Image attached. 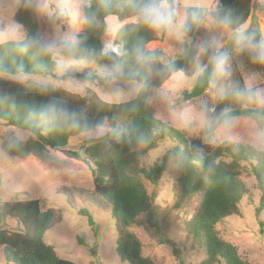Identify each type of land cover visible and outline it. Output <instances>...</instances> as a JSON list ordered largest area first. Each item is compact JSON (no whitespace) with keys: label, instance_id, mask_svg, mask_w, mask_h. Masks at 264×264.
<instances>
[{"label":"trees","instance_id":"16d2710c","mask_svg":"<svg viewBox=\"0 0 264 264\" xmlns=\"http://www.w3.org/2000/svg\"><path fill=\"white\" fill-rule=\"evenodd\" d=\"M250 1L217 0L207 12L208 18L234 31L248 19ZM145 2L66 0L62 12L73 24V33L47 48L40 37L34 6L19 0L14 21L22 36L20 40L0 43V74L53 76L57 71L55 56H61L82 69L91 65L116 66L120 77L139 82V89L129 100L108 102L91 89L83 94H56L46 86L36 85L26 91L21 82L0 76V120L28 133L19 139L6 131L0 147L10 157H29L49 171L65 167L64 160L53 153L90 162L93 190L111 206L119 260L126 264H155L141 253V242L131 227L138 215L150 212L153 193L148 192L145 181L154 188L158 186L167 157L164 155L161 162L149 168L139 167L136 160L160 143L171 141L174 145L170 154L178 165L180 197L194 198L195 206L184 222V231L204 253L198 264H252L241 257L234 244L220 236L218 225L239 214V203L249 192L240 178L242 165L248 164L260 191L254 215L263 226L259 217L264 208V150L229 140L211 145L200 137L188 138L181 130L154 117L148 104L151 89H162L174 73L192 76L200 70L191 90L182 92L184 100L197 98L209 88L214 47L208 46L206 38L200 42L196 39L208 19L204 18L203 9L187 6L180 31L190 41L184 42L175 57L162 62V49L149 46L168 39L166 30L160 33L140 17H129ZM110 29L115 35L112 41H106ZM231 76L233 89L211 111H206L207 115L221 123L232 117L255 118L264 114V105L255 104V89L245 86L236 68ZM77 137L83 139L77 149L71 150V140ZM57 193L65 197L68 206L75 207V197L68 188L60 187ZM78 213L93 225L87 209L80 208ZM8 217L16 219L17 229L7 228ZM61 220L60 209L42 210L36 198L0 202L4 263L77 264L57 256L53 246L44 240L46 231ZM179 264H183L181 260Z\"/></svg>","mask_w":264,"mask_h":264},{"label":"rangeland","instance_id":"374dc122","mask_svg":"<svg viewBox=\"0 0 264 264\" xmlns=\"http://www.w3.org/2000/svg\"><path fill=\"white\" fill-rule=\"evenodd\" d=\"M27 1L34 6L40 37L47 48L67 40L73 33V24L65 19L62 12L66 0ZM251 1L248 19L241 27L231 31L208 18L212 0H167L176 13L175 23L171 28L156 29L160 33L166 30L168 39L149 48L157 46L162 49V62H167L181 52L184 42L190 41L180 31L182 9L198 6L203 9L204 18L208 19L202 23V34L196 39L200 42L201 38H206L208 46L211 49L214 47L210 59L218 55L227 56V74L220 75L214 70L209 88L197 98L184 100L182 92L191 90L200 70L192 76L174 73L162 89H151L148 104L154 117L181 130L188 138L200 137L211 145L229 140L249 143L264 150V114L255 118L232 117L217 123L206 113L233 89L231 75L234 68L239 71L245 86L255 89L256 106L264 105V61L255 58L258 48L235 43L237 33H242L250 38L252 45H264V16L254 10ZM18 7L19 0H0V43L21 39L20 27L14 21ZM114 35V30L110 29L105 40L112 41ZM55 60L57 71L53 76L30 73L0 76L21 82L26 91H32L36 85L46 86L56 94L62 91L83 94L86 89H91L108 102L129 100L139 89V82L122 79L116 66L91 65L82 69L61 56H55ZM6 131L19 139L28 135L0 120V145ZM82 139L77 137L71 140V150L77 149ZM173 145L171 141L162 142L136 160L139 167L149 168L161 162L164 155L167 157L158 186L154 188L149 181H145L148 192L153 193L152 207L149 213L137 216L131 231L141 242V253L155 264H179L180 260L183 264H198L204 258V253L184 231V222L195 206L194 198L180 197L178 165L170 154ZM53 155L64 160L63 170L43 169L29 157H10L0 147V202L36 198L42 210L49 207L60 209L62 220L44 235L45 242L53 246L60 258L77 264H126L119 260L115 251L117 233L110 216L111 206L93 190L91 163L64 154ZM242 166L240 178L249 192L239 203V214L225 218L218 229L221 237L238 248L243 259L252 264H264V208L259 217L263 221V226H260L254 215L260 191L249 172L248 164ZM60 187L68 188L74 195L75 207L68 206L65 197L57 193ZM80 208L90 212L93 225H89L87 218L78 213ZM6 226L17 229L16 219L8 217ZM0 264H5L1 247Z\"/></svg>","mask_w":264,"mask_h":264},{"label":"clouds","instance_id":"9594fccd","mask_svg":"<svg viewBox=\"0 0 264 264\" xmlns=\"http://www.w3.org/2000/svg\"><path fill=\"white\" fill-rule=\"evenodd\" d=\"M137 11L143 22L155 29L171 28L175 23L176 13L167 0H146L145 3L137 8ZM235 43L238 46L246 45L251 48H258L255 58L264 61V45H252L250 38L244 36L242 33H237ZM226 63V55H218L214 57L213 67L215 72L220 75H226Z\"/></svg>","mask_w":264,"mask_h":264},{"label":"built area","instance_id":"2783aa9c","mask_svg":"<svg viewBox=\"0 0 264 264\" xmlns=\"http://www.w3.org/2000/svg\"><path fill=\"white\" fill-rule=\"evenodd\" d=\"M255 11H259L264 16V0H252Z\"/></svg>","mask_w":264,"mask_h":264},{"label":"crops","instance_id":"0c3cea01","mask_svg":"<svg viewBox=\"0 0 264 264\" xmlns=\"http://www.w3.org/2000/svg\"><path fill=\"white\" fill-rule=\"evenodd\" d=\"M216 1H217V0H212L211 5H210V9H212V8L214 7ZM185 9H186V8L183 7V9H182V17H181V19L179 20L180 23H182V21L184 20V17H185ZM129 17L139 18L138 12L135 13V14H133V15H131V16H129ZM129 17H128V18H129ZM151 45H153V44H151ZM151 45H150V47H151Z\"/></svg>","mask_w":264,"mask_h":264}]
</instances>
